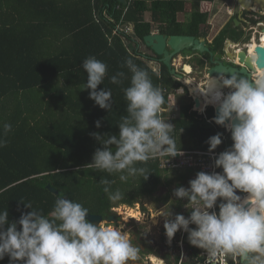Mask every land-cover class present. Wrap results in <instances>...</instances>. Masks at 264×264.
Returning <instances> with one entry per match:
<instances>
[{
    "label": "trees",
    "instance_id": "1",
    "mask_svg": "<svg viewBox=\"0 0 264 264\" xmlns=\"http://www.w3.org/2000/svg\"><path fill=\"white\" fill-rule=\"evenodd\" d=\"M214 1L191 0V22H181L180 14L188 9L187 0H128V5L118 0H0V140L6 142L0 147V212L8 210L10 223L32 210L24 203L52 219L50 213L58 195L81 203L89 213L105 219L115 215V207L133 206L144 197L156 196L161 186L168 187L175 180L178 187L189 184L200 172L188 168L173 171V175L163 171L160 159H155L146 165L137 164L148 169L147 180L138 175L121 182L119 174L84 169L95 150L102 147L90 134L118 135V123L127 115L123 90L130 86L132 75L122 67L127 58L146 70L153 84L163 90V108L170 106V94L176 96L177 117L172 118L171 111L163 115L175 126L173 136L178 148L208 151L207 141L217 133L226 140L222 139L214 151L232 145L224 127L207 122L194 109L187 88L192 96L194 93L184 80L188 87L175 79L163 62L154 68L150 60L160 56L144 41L154 31L203 36L198 29L207 22ZM129 25L132 31L115 33L116 27L125 29ZM224 39L221 35L219 48ZM143 46L151 51H144ZM89 56L108 66L98 90H111L113 105L109 112L89 98L90 90H80L87 82L82 61ZM118 72L125 74L122 82L111 83L110 77ZM181 88L187 97L182 96ZM207 114L213 118V108H208ZM96 121H100V128ZM5 123L11 125L7 134ZM103 179L114 181L112 191L119 189L123 194L120 201L108 200L100 183ZM48 184L59 193L51 192ZM162 194L163 203L170 201L169 191ZM0 264H10L9 257Z\"/></svg>",
    "mask_w": 264,
    "mask_h": 264
},
{
    "label": "clouds",
    "instance_id": "2",
    "mask_svg": "<svg viewBox=\"0 0 264 264\" xmlns=\"http://www.w3.org/2000/svg\"><path fill=\"white\" fill-rule=\"evenodd\" d=\"M257 60L254 54L252 62ZM124 66L132 74L130 86L123 90L127 115L118 123V135L90 134L102 147L95 150L84 169L119 174L121 182L138 175L147 180L148 169L137 164L171 159L183 152L173 136L175 126L160 115L163 90L132 58H127ZM82 68L87 82L80 90H90L89 98L109 112L112 92L104 87L98 90L108 66L89 56L82 61ZM124 76V72H118L110 81L120 84ZM192 91L204 97L200 112L209 104L217 107L213 121L231 133L233 143L214 160V167L222 172H198L189 187L174 190L175 197L187 199L184 207L191 212L187 218L176 214L174 219H165V234L171 242L178 231L187 233L189 244L204 251L203 264H219L215 260L221 255L233 263L235 257L239 264H264V73L255 79L239 72L220 73L203 89ZM96 127H101L100 121H96ZM3 129L7 134L11 125L5 123ZM5 143L0 140V147ZM207 143L212 153L222 143L221 134L211 136ZM100 183L109 201L123 198L119 189L112 191L114 181L103 179ZM24 206L32 210L21 213L19 220L11 223L8 210L0 212V260L7 256L10 264H129L139 258L140 248L122 228L86 219L89 209L81 203L58 195L50 213L52 219L30 203ZM171 215L169 211L166 218ZM182 247L180 241L181 253Z\"/></svg>",
    "mask_w": 264,
    "mask_h": 264
},
{
    "label": "flooded vegetation",
    "instance_id": "3",
    "mask_svg": "<svg viewBox=\"0 0 264 264\" xmlns=\"http://www.w3.org/2000/svg\"><path fill=\"white\" fill-rule=\"evenodd\" d=\"M251 2H252L251 7L248 8L241 7L238 3V0H233L232 2H230L228 6L226 20L219 28L217 33H215V35L213 36L210 35L211 13L209 15V18L207 19V22L203 23L201 28L198 29L199 34L202 33L203 36L198 37L194 34H188V33L164 34L167 35L169 38L173 35L193 36L195 37V39L199 41V44L203 43V47L201 46L199 47L195 43L182 44L181 49L172 56L171 64L172 67H174V69L176 70V75H173L175 79H177L182 83L184 82L183 80L187 79L186 78L187 76L194 75L195 78H200V79L202 78L201 82H196V84H200V85L202 84L204 88L207 82H209L212 78H216L220 74L216 72L211 73V69H213L216 66H221V73L230 74L231 72H239L240 74L252 77L253 79H255V77L260 75L261 73H264V69L259 68L256 65V63L252 62L251 59L255 54V47L258 45H263L264 42V24H261L264 23L263 21L264 7L263 8L261 7V9L258 8L257 10H254L255 7L256 8L260 7L259 3L257 4L258 5L257 6L255 0H251ZM214 4L215 1L214 3H212V6ZM237 5H238V9H236ZM247 12H249L250 14H247ZM192 13L193 11L189 13L188 19L185 18V19H181L180 21L191 22ZM257 27L259 29H257ZM250 28L252 31H249ZM255 29H257L256 32ZM248 32H250L249 37H248ZM253 32H255V36H253ZM152 33H161V32L154 31ZM221 35H224L225 39L222 47L219 48L218 46L220 44ZM168 51L170 52V54L174 52L171 46H168ZM250 52L252 53V55ZM242 53L245 54V59H241ZM178 56H180L181 61L177 63ZM249 58L250 61L248 62L247 60ZM150 62L155 69H158V67L161 65V62H163L162 56L153 57L151 58ZM187 67H189V70L187 69ZM228 69H230L231 72L227 71ZM198 88L203 89L200 86ZM224 91L227 92L228 89H225ZM189 98L193 100L191 94ZM202 99L204 101L203 96ZM210 105H208V108H211L209 107ZM207 115L208 114L206 112L205 116ZM202 116L206 118L207 122H213V118H208V116L205 117L204 114ZM229 134L231 135V133ZM239 194L246 195L243 193H239ZM117 218L118 220L116 222L119 221L118 216ZM180 241L182 242L183 253H181L180 250ZM187 242H188L187 238L181 240L180 237H176V239L173 240V242H170L169 245H163L161 250L157 248L154 249L151 247L148 250L150 251L149 254L150 256L148 257V259L151 258V255L155 254V255H159L165 261V264H179L177 262V257H179V259L182 260V264H184L186 263L184 257V253H185L184 251L186 250L187 251L186 258H188L189 264H203L202 256H204L203 255L204 251L202 249L201 250L191 249L188 251L187 249L189 248V246ZM170 249L171 251H174V253H171L172 256L171 262L167 260L168 255H170L168 254ZM215 262H219V264H230L229 260L223 263L221 262V260L216 259Z\"/></svg>",
    "mask_w": 264,
    "mask_h": 264
},
{
    "label": "rangeland",
    "instance_id": "4",
    "mask_svg": "<svg viewBox=\"0 0 264 264\" xmlns=\"http://www.w3.org/2000/svg\"><path fill=\"white\" fill-rule=\"evenodd\" d=\"M188 1L187 10L182 12L180 14V19H188L189 13L192 11V6L190 4L191 0ZM233 0H215V4L213 6H210L209 12L211 13L210 22H211V29H210V35L213 36L219 28L222 26V24L225 22L228 12V6L230 2ZM259 7H257L258 9ZM205 9V8H203ZM238 9V5L237 8ZM247 14H250L247 12ZM263 20V19H262ZM264 21V20H263ZM264 24V23H261ZM247 26V25H246ZM257 29H259L257 27ZM255 29V32L257 31ZM242 30V29H240ZM249 31H252L251 28ZM259 31V30H258ZM255 32H253V36H255ZM250 36V32H248V37ZM254 39V38H253ZM264 43V42H263ZM144 51H151L147 46H143ZM177 63L181 61L180 56L177 58ZM187 79L184 81L193 89L198 88L199 84H196V82H201L202 78H195L194 75L187 76ZM183 85H185L184 82H182ZM188 87V86H186ZM200 87L203 88L202 85ZM187 96L190 97L189 88ZM184 91V89H181V92ZM182 96H186L185 94L181 93ZM186 96V97H187ZM174 100L171 101V105L174 106L172 103H176L175 111L177 113L178 111V104H177V98L174 96ZM173 173V172H172ZM176 174L175 172L173 175ZM174 177V176H173ZM172 177V179H174ZM170 178V177H169ZM179 181L175 180L169 184L168 187L161 186L160 193L156 196H147L141 199L140 202L135 203L133 206H129L127 204L120 205L118 207L114 208V213L116 216L119 217L118 222H109L111 226H119L123 229V231L126 232V234L130 237L132 243L140 248V254L139 258L136 261H130L129 264H165L162 258L159 255H151V260L148 259L150 256L149 248L159 249L161 250L162 246L165 245L167 236L165 234V229L163 227L165 219H174L175 215L173 217H167V214L169 211L174 210L172 204L165 205L163 201H161L162 197L161 194L165 193L166 191H169L171 194V199L174 202L177 197L174 196V190L178 187L177 183ZM166 186V185H165ZM163 195V194H162ZM187 204L186 202H181L180 206L183 207V209H186L184 205ZM165 208V209H164ZM128 209H134L137 212H139V216H132L128 213ZM190 211V209H188ZM155 217V218H153ZM155 220V223L153 222ZM105 223V222H104ZM176 234L172 240L176 239ZM188 250V249H187ZM170 253H174V251H170ZM168 253V254H170ZM186 263H188V258L185 259Z\"/></svg>",
    "mask_w": 264,
    "mask_h": 264
},
{
    "label": "water",
    "instance_id": "5",
    "mask_svg": "<svg viewBox=\"0 0 264 264\" xmlns=\"http://www.w3.org/2000/svg\"><path fill=\"white\" fill-rule=\"evenodd\" d=\"M120 3L123 5H128V0H118ZM260 3V7H264V0H255ZM238 3L241 7L247 8L248 6H251L252 2L251 0L244 1V0H238ZM145 44L150 47L158 56H162V61L163 63L168 67L169 71L173 74L176 75V70L174 67H172L171 64V58L172 56L181 49L182 44H188V43H195L197 46L203 47V43L199 44V41L195 39L193 36H188V35H173L170 38L167 35H164L162 33H151L148 34L144 37ZM168 46H171L174 50L172 54L168 51ZM255 54L258 57V60L256 62V65L264 69V46L263 45H258L255 47ZM241 59H245V54H241ZM248 62L250 61V58L247 60ZM227 71L231 72L230 69ZM221 73V66H216L213 69H211V73ZM203 101L199 96H195L193 99L194 102V107L197 109L196 111L199 113L198 109L202 107V103L200 102ZM209 107L213 108L214 110V117L217 115V107L210 105ZM47 188L55 193L58 194L59 191L52 187L51 184L47 185ZM237 194H239V191H237ZM240 195V194H239ZM244 196V195H241ZM86 219H89L92 222L99 223L100 221L102 223L104 222H116L118 220L117 216L111 215L107 218H103L102 215L99 214H93L89 213Z\"/></svg>",
    "mask_w": 264,
    "mask_h": 264
},
{
    "label": "built area",
    "instance_id": "6",
    "mask_svg": "<svg viewBox=\"0 0 264 264\" xmlns=\"http://www.w3.org/2000/svg\"><path fill=\"white\" fill-rule=\"evenodd\" d=\"M133 28L132 26L129 25V27L123 29L122 27H116V30H115V33L116 32H129V31H132ZM186 85V84H185ZM188 86V85H186ZM189 88V87H188ZM183 90V88H181ZM181 89H180V93H184V91L181 92ZM193 99H194V96H192ZM169 98L171 101H173L175 98H174V95L173 94H170L169 95ZM171 101H170V106L168 108H163L161 107V118L162 119H167V117H165L163 115L164 112H169L171 111L172 112V115L171 117L172 118H175L177 117L178 113L176 112H173L172 111V108L171 107H175L176 106V103H172L174 106L171 105ZM202 106H204V104H202ZM195 110H197L195 107H194ZM207 109H208V105L207 107L204 109L203 112H200L199 111V114H204V116L206 115V112H207ZM206 117V116H205ZM170 118V117H168ZM211 121V120H209ZM223 140L226 139V136L223 135L222 137ZM226 149H218L216 151H213L212 153H210L209 151H203V150H186V149H181V151L183 152V155H178L176 157H173V158H169V157H164V158H159L160 159V162H159V167L164 171H176V170H185V169H188V168H195L197 170H199L200 172L201 171H204L206 173H212L213 171L215 172H222V170L220 168H215L214 167V160L215 158L218 157V155L225 151ZM191 211V210H190ZM216 211L218 212L217 208H216ZM217 260H221V262L225 263L227 262L228 260V256H218L216 258ZM233 260H234V264H239L238 262V259L233 257ZM206 264V261L205 263Z\"/></svg>",
    "mask_w": 264,
    "mask_h": 264
},
{
    "label": "crops",
    "instance_id": "7",
    "mask_svg": "<svg viewBox=\"0 0 264 264\" xmlns=\"http://www.w3.org/2000/svg\"><path fill=\"white\" fill-rule=\"evenodd\" d=\"M222 144V143H221ZM222 149V148H221ZM226 149V148H225ZM196 178V176L195 175H193L192 176V179H195ZM164 187H167V186H164ZM183 187H189V184H188V182L187 183H184V185H183ZM177 200H179V201H177ZM179 202V203H178ZM183 203V202H186V203H188V201H187V199L185 198V199H180V198H177L174 202L172 201V199H170V201H168V202H166V203H164L165 205H170V203L172 204V206H173V208H174V210H171L170 212L172 213V215H171V217H173L175 214H183L186 218L190 215V212L191 211H188V209L186 208V209H183V207L182 206H180V203ZM175 203H178L177 205L175 204ZM165 209V208H164ZM217 210H218V207H217ZM174 218V217H173ZM190 227H195V225H191ZM185 234V235H184ZM181 235H183V239H185V238H187V234L186 233H184L183 231L181 232V230L180 231H178L177 233H176V236L177 237H180V239H181ZM171 242H173V240H171ZM169 241H168V238L166 239V242L164 243L165 245H169ZM188 243V246H189V248H188V251L189 250H191V249H195V250H198L199 248H196V247H194V246H191L190 244H189V242H187ZM199 250H201V249H199ZM170 251H171V249L169 250V252L168 253H170ZM185 253H184V257H185V259H186V256H187V251L185 250L184 251ZM167 260H169L170 262H171V260H172V256H171V253H170V255H168V258H167ZM164 261V260H163ZM192 261V260H191ZM164 263H165V261H164ZM187 264H189V263H187Z\"/></svg>",
    "mask_w": 264,
    "mask_h": 264
},
{
    "label": "bare ground",
    "instance_id": "8",
    "mask_svg": "<svg viewBox=\"0 0 264 264\" xmlns=\"http://www.w3.org/2000/svg\"><path fill=\"white\" fill-rule=\"evenodd\" d=\"M244 1H247V2H248V0H244ZM258 3H259V2H258ZM258 3H257V4H258ZM259 5H260V3H259ZM248 7H250V6H248ZM254 10H257V8L255 7ZM263 45H264V43H263ZM239 52H240V51H239ZM250 53H251V52H250ZM251 55H252V53H251ZM251 59H252V58H251ZM187 69L189 70V67H187ZM201 85H202V84H201ZM199 86H200V84H199ZM194 95H195V96H199V97L202 99V95H201L199 92H194ZM202 100H203V99H202ZM200 102H201V103H203V102L205 103V100H204V101H201V100H200ZM204 103H203V104H204ZM209 105H210V104H209ZM128 213H129L130 215L134 216V217H135V216H136V217L139 216V212H137V211L134 210V209H128Z\"/></svg>",
    "mask_w": 264,
    "mask_h": 264
}]
</instances>
